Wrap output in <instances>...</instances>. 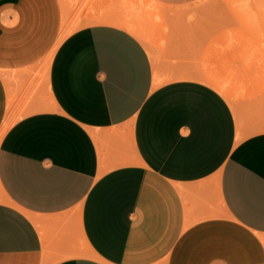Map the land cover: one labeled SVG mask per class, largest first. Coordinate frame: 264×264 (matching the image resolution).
<instances>
[{
	"label": "crops",
	"instance_id": "0c3cea01",
	"mask_svg": "<svg viewBox=\"0 0 264 264\" xmlns=\"http://www.w3.org/2000/svg\"><path fill=\"white\" fill-rule=\"evenodd\" d=\"M75 6L0 0V264H264V101L154 87L132 6Z\"/></svg>",
	"mask_w": 264,
	"mask_h": 264
},
{
	"label": "rangeland",
	"instance_id": "374dc122",
	"mask_svg": "<svg viewBox=\"0 0 264 264\" xmlns=\"http://www.w3.org/2000/svg\"><path fill=\"white\" fill-rule=\"evenodd\" d=\"M77 1L86 14L112 1L136 8L140 39L162 77L203 71L223 84L234 104L253 108L264 101V0Z\"/></svg>",
	"mask_w": 264,
	"mask_h": 264
},
{
	"label": "bare ground",
	"instance_id": "6f19581e",
	"mask_svg": "<svg viewBox=\"0 0 264 264\" xmlns=\"http://www.w3.org/2000/svg\"><path fill=\"white\" fill-rule=\"evenodd\" d=\"M62 2V7H63V25H62V36H65L69 33H71L72 31H74L78 26H79V20H80V16L77 14L76 12V15L72 16L73 14V8L74 6L76 5V0H61ZM131 8V12L132 14L127 18L126 21H120L119 19L116 20V23L120 26H123L124 28H126L128 31H130L132 34H134L136 37H138V39H140L141 37L143 38L142 36V33H141V29H140V26H139V23L140 22L139 20L137 21L138 19V16L140 15V12H138V10L134 7H130ZM143 16V15H142ZM140 17V16H139ZM94 21H105L106 19L104 18H94L93 19ZM141 20V19H140ZM141 23V22H140ZM264 25V24H262ZM257 34V33H256ZM258 36V35H257ZM244 39V38H243ZM141 40V39H140ZM249 40V39H248ZM244 41V40H243ZM243 43V42H242ZM247 43V42H246ZM241 44V42H240ZM246 45V44H245ZM248 46V45H247ZM235 53V52H234ZM233 54V53H232ZM231 56V54H230ZM251 56V55H250ZM52 57V54L48 57V62L50 61ZM238 57V55H237ZM233 60V59H232ZM258 60V59H257ZM251 61V60H250ZM256 61V60H255ZM262 63L264 64V62L262 61ZM223 64V63H222ZM257 64V63H256ZM259 64V63H258ZM262 64V65H263ZM237 65V64H236ZM240 65V63L238 64ZM250 68V67H249ZM253 68V67H252ZM256 68V67H255ZM262 68V67H260ZM212 69V68H211ZM229 69V68H228ZM258 69V68H257ZM264 68H262L263 70ZM247 70V69H245ZM244 70V71H245ZM251 70V69H250ZM260 70V69H259ZM153 77H154V81H153V85L154 87H158L164 83H167V82H170V81H174V80H178V79H194L196 81H199V82H202V83H205L207 85H210L211 87L215 88L217 91H219L230 103L234 104L233 100H231L230 96L228 95L227 91H225L222 87V83H219L215 77H213L212 75H210L209 73L207 72H204L202 71V73H197V74H182V75H178V76H171V77H162L158 70L156 68H153ZM238 71V70H237ZM243 72V71H242ZM261 71L260 70V74H261ZM234 73L236 74L235 70H234ZM240 73V72H239ZM258 74V73H257ZM256 72L254 73V75H257ZM239 75V74H238ZM236 76V75H234ZM259 76V74H258ZM261 76V75H260ZM222 77V76H221ZM256 77V76H255ZM254 77V78H255ZM235 78V77H234ZM241 78V77H240ZM243 78V77H242ZM247 78V77H246ZM253 79V77H252ZM258 79V78H257ZM220 80V79H219ZM232 81V80H231ZM240 81V80H239ZM236 82V81H235ZM222 84V85H221ZM225 84V83H224ZM230 84V83H229ZM250 85V84H248ZM232 94V93H230ZM234 96V95H232ZM235 97V96H234ZM233 101V102H232ZM11 121H7V124L6 126L10 123ZM5 126V127H6ZM4 127V128H5ZM3 128V130H4ZM2 130V131H3Z\"/></svg>",
	"mask_w": 264,
	"mask_h": 264
}]
</instances>
